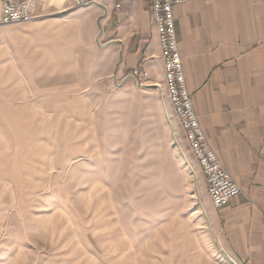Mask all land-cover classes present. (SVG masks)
<instances>
[{"label": "rangeland", "instance_id": "1", "mask_svg": "<svg viewBox=\"0 0 264 264\" xmlns=\"http://www.w3.org/2000/svg\"><path fill=\"white\" fill-rule=\"evenodd\" d=\"M75 1L39 0V15H92ZM25 26L0 24L8 61L31 43L45 57L0 72V264H244L219 251L165 85L99 77L92 51L68 62L66 38Z\"/></svg>", "mask_w": 264, "mask_h": 264}, {"label": "crops", "instance_id": "2", "mask_svg": "<svg viewBox=\"0 0 264 264\" xmlns=\"http://www.w3.org/2000/svg\"><path fill=\"white\" fill-rule=\"evenodd\" d=\"M93 3L92 15H39L38 0L40 19L15 25L51 39L66 38L57 48L68 62L75 50L92 51L99 77L119 79L128 72L138 84L131 71L141 67L147 72L143 84L165 85L152 0ZM1 15L0 1V20ZM174 23L186 84L205 137L241 188L220 209L209 196L219 251L244 264H264V0H190L174 6ZM12 52L8 61L6 47L0 45L4 74L6 63L17 61L37 74V62L45 58L32 43Z\"/></svg>", "mask_w": 264, "mask_h": 264}, {"label": "built area", "instance_id": "3", "mask_svg": "<svg viewBox=\"0 0 264 264\" xmlns=\"http://www.w3.org/2000/svg\"><path fill=\"white\" fill-rule=\"evenodd\" d=\"M2 25L28 23L38 17V0H0ZM92 0H76L77 6H85ZM190 0H152V14L161 46L165 91L172 114L187 141L190 154L203 172L207 192L213 206L220 209L241 192L240 186L224 167L216 152L209 145L193 105L189 91L179 43L175 32L174 6ZM138 84H143L147 72L141 67L131 71Z\"/></svg>", "mask_w": 264, "mask_h": 264}]
</instances>
